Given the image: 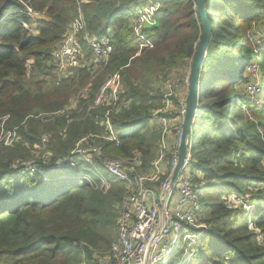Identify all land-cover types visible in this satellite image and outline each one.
<instances>
[{"label":"trees","instance_id":"16d2710c","mask_svg":"<svg viewBox=\"0 0 264 264\" xmlns=\"http://www.w3.org/2000/svg\"><path fill=\"white\" fill-rule=\"evenodd\" d=\"M146 5L145 0H0V137L7 132L19 137L10 147L0 141V264H81L82 245L110 248L124 186L107 175L110 189L103 194L87 181L63 178L69 175L65 171L45 170L47 180L41 172L67 158L79 140L105 135L100 122L108 108H87L105 76L114 74L120 76L123 96L133 100L128 110L109 114L119 144L90 142L121 159L139 153V169L150 171L159 141L150 127L155 109L142 116L141 108L148 110L152 99L162 104L155 85L194 56L202 26L192 0H160L154 24L138 39L127 20ZM27 8L43 17H31ZM203 8L210 41L198 77V116L189 131V168L199 172L205 187H222L243 202L231 208L223 200L211 204L200 190L199 216L209 231L196 240L188 264H264V247L253 232L259 229L264 242V49L254 51L247 37L264 26V0H204ZM78 12L90 33L112 31L110 59L96 75L79 69L60 80L51 52ZM145 43L150 46L142 48ZM252 62L258 64L262 94L248 103L242 90L252 81L245 74ZM88 84L87 98L78 100ZM42 137L48 162H36L39 172H22L16 159L30 157ZM252 201L257 212L248 221L243 207ZM85 255L87 264H96L91 251ZM180 255L167 264H178Z\"/></svg>","mask_w":264,"mask_h":264},{"label":"built area","instance_id":"2783aa9c","mask_svg":"<svg viewBox=\"0 0 264 264\" xmlns=\"http://www.w3.org/2000/svg\"><path fill=\"white\" fill-rule=\"evenodd\" d=\"M147 6L137 8L128 19L132 33L138 39H143L142 32L148 25H152L153 16L160 0H145ZM195 11V3L192 0ZM27 14L37 17L31 9ZM247 37L252 40L255 51L264 49V26L252 29ZM81 38L91 51L87 59L79 43ZM200 39L195 46V53ZM145 46H148L146 44ZM112 51L111 37H101L88 34L83 15L78 12L70 22L67 32L55 45L51 52L52 61L58 77L69 76L73 71L86 69L93 74L103 70L110 59ZM194 53V56H195ZM206 55V51L204 53ZM194 56L187 60L181 70L166 75L161 84L162 108L152 111L151 126L159 133L158 153L147 173L139 171L140 156L133 154L127 159L106 155L91 140L104 139L119 144L118 135L113 131L109 114L128 110L132 99L125 98L120 84L119 74L106 75L101 87L92 99L87 112L98 106L108 108L104 122L106 134L104 136L89 135L79 140L67 158L57 160L53 165H46L45 170L65 171L69 173L63 178L87 181L100 192L109 189V183L103 178L99 163L105 173L121 181L125 185V193L119 208L117 223V240L111 245L107 255L98 259V264H167L176 254L181 253L178 264H188L196 253L191 248L196 240L209 231V226L201 222L199 216V192L206 183L199 177L192 176L189 166L191 162V144L189 143L190 126L198 116V100L191 106V78ZM31 62L26 66L30 72ZM253 64L249 69L252 81L243 86L242 94L248 103L256 102L262 94L258 81V66ZM249 66H247L248 70ZM200 68L198 70L199 77ZM260 80V78H259ZM89 84L84 87L77 99H86ZM183 90L184 93L181 91ZM177 97V105L172 108V97ZM198 92V86H197ZM77 102H74L76 105ZM6 119V118H5ZM3 119L2 122L5 121ZM15 132L2 134L0 141L5 147L17 142ZM46 137H42L41 144L33 148L36 159L33 163H23L25 171L39 172L36 162H48L43 154ZM39 150H35V148ZM33 156H31V161ZM180 165L176 173V167ZM246 197V196H245ZM227 208L239 207L243 198L237 195L225 194L222 198ZM255 241L264 247L263 236L259 229L254 228ZM227 264L232 263L230 260Z\"/></svg>","mask_w":264,"mask_h":264},{"label":"rangeland","instance_id":"374dc122","mask_svg":"<svg viewBox=\"0 0 264 264\" xmlns=\"http://www.w3.org/2000/svg\"><path fill=\"white\" fill-rule=\"evenodd\" d=\"M200 24V23H199ZM201 25V24H200ZM253 48H254V45H253ZM254 51H255V48H254ZM253 64H255L256 66L255 67H257L258 66V64H257V62H252V63H250L248 66H249V68H248V70H247V68H246V71H245V74H246V76H249L250 74H249V69H250V67H252L253 66ZM258 81H260L259 80V78H260V74H259V70H258ZM203 80H204V78L203 77H201L200 78V86H199V90H200V88L202 87V83H203ZM160 83V82H159ZM159 83H158V85H159ZM155 88H157V87H155ZM236 89H238V91L240 92V89H241V86L240 87H238V88H236ZM157 90V89H156ZM183 93H184V91L183 90H181ZM151 92V91H150ZM182 92H177L176 93V96L175 97H172V100H173V104H172V106L173 107H175V105H176V101H177V97H178V95H180ZM155 98V97H154ZM74 104V103H73ZM163 107V105L161 104L160 105V101L159 100H155V99H152V104L149 106V109L147 110V105H143V107L141 108V111H140V114L142 115V116H144V114H146V113H149L150 111H151V109L153 108V109H158V108H162ZM75 108V107H74ZM155 110H153V111H155ZM152 124V123H151ZM151 127V126H150ZM155 129H156V127H154ZM35 150H39L37 147L35 148ZM36 152L37 151H32L31 152V154H30V157H28L29 158V160L31 159V156H33V158H32V160L31 161H29V160H27V159H25V160H22V159H16L17 161H15V164H23V163H25V162H27V163H30V164H32L33 163V161H34V159H36ZM199 172L198 171H194L193 173H192V176H194V177H198L199 175ZM200 177V176H199ZM201 178H202V176H201ZM58 187H54V189H57ZM200 194H201V196H205V197H207L209 200H207V198L205 199L207 202H209V203H211V204H217V203H219L221 200H222V198L225 196V194L227 195V193H224L223 192V189H222V187H217V186H214V185H212V186H210V185H208V187H205V188H203L202 190H201V192H200ZM223 194V195H222ZM232 195H234V194H232ZM251 206H247L246 204H245V202H244V207L243 208H245L246 209V214H245V217L248 219V221L249 220H251L250 219V217H251V214H252V212H254V213H256L257 212V210H256V208H255V202L254 201H252L251 202ZM263 208H264V205H263ZM262 211H260V213H257V216H259L262 212H263V209H261ZM253 213V214H254ZM252 214V215H253ZM208 216L206 215V218H207ZM231 220H234L233 219V216H231V218H230V221ZM251 227V225H250V222H249V228ZM114 237H113V241L116 239V236H117V230H115L114 231ZM84 246H87L88 247V249L87 250H85L83 247ZM195 246V245H194ZM81 250H84L85 251V254H87V252H90V251H92V254L94 253V254H96V256H101V255H104V254H107L106 252H107V248H102V247H100V246H93V245H82L81 246ZM81 250H80V253H79V261L81 260ZM90 250V251H89ZM87 257V255H85L84 256V258H86ZM91 258V260L93 259V261L96 263V258H95V256H91L90 257ZM84 260H86V259H84ZM158 264H162V263H158Z\"/></svg>","mask_w":264,"mask_h":264},{"label":"water","instance_id":"95a60500","mask_svg":"<svg viewBox=\"0 0 264 264\" xmlns=\"http://www.w3.org/2000/svg\"><path fill=\"white\" fill-rule=\"evenodd\" d=\"M204 0H194L195 12L200 17V24L202 26V35L197 46V50L194 56V61L192 65V78H191V106L189 108V114L192 111V103L196 100L197 84H198V70L200 68L201 62L205 57V51L210 41V25L206 18V13L203 8ZM180 165L176 167V173L178 172Z\"/></svg>","mask_w":264,"mask_h":264},{"label":"crops","instance_id":"0c3cea01","mask_svg":"<svg viewBox=\"0 0 264 264\" xmlns=\"http://www.w3.org/2000/svg\"><path fill=\"white\" fill-rule=\"evenodd\" d=\"M147 6V5H146ZM141 8V7H140ZM136 10V9H135ZM133 13V12H132ZM43 16L42 15H38L37 16V18L36 19H41ZM130 17V16H129ZM129 19V18H128ZM127 22H128V20H127ZM151 25H148L146 28H148V27H150ZM68 28V27H67ZM87 30V29H86ZM145 30V29H144ZM88 32V34H90V35H93V36H97V37H101V36H104V35H108V36H110L111 37V39H112V36H113V34H112V31L111 30H107L106 32H105V34L104 35H101V36H98V35H95V34H92V33H90L89 31H87ZM80 40L81 41H83L81 38H79V42H80ZM84 42V41H83ZM146 44H148V43H145V44H143V46H142V48L143 47H149L150 45L148 44V46H145ZM81 45V44H80ZM86 45V44H85ZM87 46V45H86ZM81 47H82V45H81ZM88 48V47H87ZM82 50H83V52H84V54H85V56H86V58L88 59L89 57H90V55H91V51L89 50V53L88 52H86L85 51V49L82 47ZM182 69V67L181 68H179V69H177V70H181ZM177 70H174V71H177ZM78 71V69L77 70H75V71H73L69 76H67V77H64V78H60L59 77V79L60 80H62V79H65V78H68V77H72L73 75H75L76 74V72ZM174 71H172V72H174ZM172 72H170V73H172ZM170 73H168V74H170ZM167 74V75H168ZM165 77V76H164ZM163 77V78H164ZM163 78H160L159 79V81L157 82V84L155 85V87H157L156 89H157V91H158V94L159 95H161V98H162V93H161V84H162V80H163ZM160 82V83H159ZM158 83H159V85H158ZM122 86V85H121ZM197 86H198V84H197ZM122 89H123V87H122ZM74 103V102H73ZM176 105H177V101H176ZM76 105H74L73 104V107H75ZM172 108L173 109H175V107H173L172 106ZM104 122V120L102 121V122H100V126H102L103 127V129H104V132H105V134L107 133L106 132V130H105V128H104V126L103 125H101V123H103ZM110 122L112 123V121H111V119H110ZM150 126H151V124H150ZM112 128H113V126H112ZM151 128H152V126H151ZM154 129V131H156V132H158L155 128H153ZM113 131L115 132V133H117L116 131H115V129L113 128ZM118 135V134H117ZM158 138H159V133H158ZM158 144H159V141H158ZM133 154H138L139 156H140V160H141V155L139 154V153H133ZM132 154V155H133ZM131 155V156H132ZM157 156V155H156ZM98 167V166H97ZM99 168V171L101 172V175L103 176V178L109 183V181H108V177H106L108 174L107 173H105V171L103 170V168L100 166V167H98ZM139 171L140 172H142L140 169H139ZM143 173V172H142ZM147 173V172H146ZM199 176V178H201V175L200 174H198ZM109 176V175H108ZM111 176H109V178H110ZM111 178H114V177H111ZM116 179V178H115ZM118 180V179H117ZM119 181V180H118ZM123 186H124V192H123V194H122V197H121V201H122V198H123V196H124V193H125V185L121 182V181H119ZM109 189H110V184H109ZM109 189L107 190V191H109ZM106 191V192H107ZM105 192V193H106ZM105 193H103V194H105ZM121 201H120V203H119V208H120V204H121ZM118 218H119V209H118ZM118 218H117V222H116V230H117V234H118V228H117V223H118ZM116 240H117V237H116ZM116 240L115 241H113L112 243H111V245L114 243V242H116ZM110 248H111V246H110ZM110 248L108 249V251L106 252L107 254H108V252H109V250H110ZM92 252V251H91ZM107 254H104V255H101V256H96V254H92L91 256H95V258H96V264H98V259L99 258H101V257H103V256H105V255H107ZM84 256H85V254H83ZM82 255V262H81V264H87L86 263V260H84L85 258H84V256ZM92 263H95L94 261H93V259H92V261H91Z\"/></svg>","mask_w":264,"mask_h":264}]
</instances>
